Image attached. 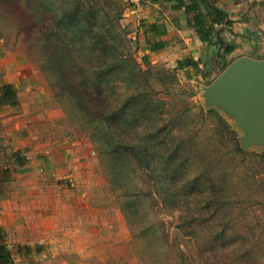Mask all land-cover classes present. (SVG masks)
Instances as JSON below:
<instances>
[{
	"label": "rangeland",
	"instance_id": "obj_1",
	"mask_svg": "<svg viewBox=\"0 0 264 264\" xmlns=\"http://www.w3.org/2000/svg\"><path fill=\"white\" fill-rule=\"evenodd\" d=\"M222 6L238 23L225 43L264 59V0ZM132 10L0 0V84L15 82L39 144L72 145L84 164L64 232L36 262L264 264V148L243 150L203 97L233 58L223 43L200 57L207 80L188 76L145 54Z\"/></svg>",
	"mask_w": 264,
	"mask_h": 264
},
{
	"label": "crops",
	"instance_id": "obj_2",
	"mask_svg": "<svg viewBox=\"0 0 264 264\" xmlns=\"http://www.w3.org/2000/svg\"><path fill=\"white\" fill-rule=\"evenodd\" d=\"M226 1L220 3L222 8ZM175 5L174 0H145L132 10L138 17L144 52L171 62L189 58L197 63L198 72L192 68L181 70L207 80L206 62L199 61L200 57L228 42L227 29L236 32L238 23L226 10L227 24H213L210 39L202 41L187 24L183 10H176ZM238 49L234 45V50L226 55L233 60L247 56L237 55ZM8 83L16 86L13 81ZM17 98V106H0V231L13 264H40L36 262L37 251L57 244L58 235L64 232V211L71 203L72 190L80 182L84 164L72 145L39 144L29 132L27 104Z\"/></svg>",
	"mask_w": 264,
	"mask_h": 264
},
{
	"label": "water",
	"instance_id": "obj_3",
	"mask_svg": "<svg viewBox=\"0 0 264 264\" xmlns=\"http://www.w3.org/2000/svg\"><path fill=\"white\" fill-rule=\"evenodd\" d=\"M202 89L206 105L222 109L243 131V150L264 148V59L238 57Z\"/></svg>",
	"mask_w": 264,
	"mask_h": 264
},
{
	"label": "trees",
	"instance_id": "obj_4",
	"mask_svg": "<svg viewBox=\"0 0 264 264\" xmlns=\"http://www.w3.org/2000/svg\"><path fill=\"white\" fill-rule=\"evenodd\" d=\"M169 1V0H164ZM176 1L175 9L183 10L187 17V24L190 25L202 41L210 39L213 33V24H221L228 22L227 13L224 8L220 6L226 0H174ZM141 25V24H140ZM143 26V24L141 25ZM150 30L153 29V25H150ZM224 53L230 54L234 50L233 44L224 45ZM150 50H156V47H151ZM178 69L192 68L198 72V65L195 61L187 58L176 62ZM187 75V74H186ZM189 76V75H188ZM9 105L17 106V89L12 83L0 84V106ZM239 152L246 156L247 153L239 150ZM264 160V152L256 155ZM257 158V159H258ZM19 164H22L18 160ZM0 264H13L9 251L7 250L4 237L0 231Z\"/></svg>",
	"mask_w": 264,
	"mask_h": 264
},
{
	"label": "built area",
	"instance_id": "obj_5",
	"mask_svg": "<svg viewBox=\"0 0 264 264\" xmlns=\"http://www.w3.org/2000/svg\"><path fill=\"white\" fill-rule=\"evenodd\" d=\"M125 2L128 5V7L135 10L142 5L144 0H125Z\"/></svg>",
	"mask_w": 264,
	"mask_h": 264
}]
</instances>
